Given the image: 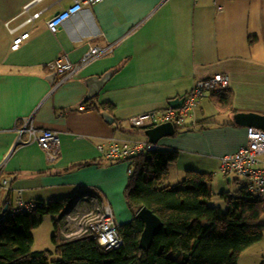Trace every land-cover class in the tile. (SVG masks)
Listing matches in <instances>:
<instances>
[{"label": "crops", "instance_id": "crops-1", "mask_svg": "<svg viewBox=\"0 0 264 264\" xmlns=\"http://www.w3.org/2000/svg\"><path fill=\"white\" fill-rule=\"evenodd\" d=\"M73 2L0 0V210L66 199L62 213L49 214L63 240L71 226L78 228L79 218L103 204L120 224L131 221L136 214L127 205L126 189L133 160L107 159L100 146L149 141L146 129L166 122L176 131L156 144L178 152L169 176L183 156L182 178L188 169L221 174L228 184L240 178L222 172L220 159L247 143L248 127L238 125L234 115L264 114V0H102L51 31L48 20ZM26 5L40 16L21 26ZM27 30L29 37L14 48L15 37ZM93 46L107 52L68 78L50 65L61 55L80 64ZM108 71L113 74L99 94L85 100V79ZM217 73L228 75L230 85L208 93L187 118L191 129L178 131L175 121L163 119L169 107L178 109L171 100ZM150 111L157 112L155 121L142 127L130 121ZM27 121L59 133L56 159L36 140H20L18 129ZM260 158L264 166V153ZM241 187L228 192L237 195Z\"/></svg>", "mask_w": 264, "mask_h": 264}, {"label": "trees", "instance_id": "trees-1", "mask_svg": "<svg viewBox=\"0 0 264 264\" xmlns=\"http://www.w3.org/2000/svg\"><path fill=\"white\" fill-rule=\"evenodd\" d=\"M191 126L186 122L177 130ZM177 158V151L164 149L128 158L133 160L126 189L128 205L135 214L148 206L164 222L149 250L140 247L145 223L136 215L121 224L124 243L119 248L106 249L93 233L63 240L56 229L55 250H34L32 229L44 215L60 214L66 208V199H55L2 223L0 264H238L241 253L263 238L264 203L242 186L237 195L222 193L225 210L215 206L210 202L212 175L193 169L186 170L181 184L163 185L170 163ZM53 254L58 258L53 259Z\"/></svg>", "mask_w": 264, "mask_h": 264}, {"label": "built area", "instance_id": "built-area-1", "mask_svg": "<svg viewBox=\"0 0 264 264\" xmlns=\"http://www.w3.org/2000/svg\"><path fill=\"white\" fill-rule=\"evenodd\" d=\"M102 0H74L72 4L54 14L48 20V27L51 31H57L63 23L80 12L84 6L93 5ZM23 13H28L21 26L29 25L35 22L40 16V12L29 13V5L24 7ZM18 28L12 29L16 32ZM30 30L19 33L14 39V48L18 47L25 38L29 37ZM106 49L93 46L85 54L80 64L73 65L68 55H61L51 61V67L58 72L65 74L66 78L71 76L81 67L97 59L106 53ZM230 85L229 76L223 73H217L213 77L198 81L195 86L184 96V102L178 109L169 107L163 112V119L173 120L177 125L184 124L187 118L193 114L195 108L199 107L203 99L209 92H220ZM156 111L141 113L130 117V121L136 127H142L157 118ZM20 140L27 142L36 140L47 153L51 160L58 157L60 153V135L52 129L37 128L31 121H27L18 129ZM27 134L28 138L24 139ZM247 143L231 154L221 157L220 169L222 172L243 177L247 188L264 203V166L261 164V155L264 153V129L259 127H248ZM158 148V145L146 140H133L120 145L118 141H113L108 147L100 146L102 155L107 159H128L144 151H151ZM132 173V168L129 169ZM21 203V200L18 201ZM10 204V201H8ZM38 207L36 203L20 204L11 212L0 210V224L13 214L32 211ZM78 229L80 234L93 233L98 238L99 243L106 249H116L123 245L124 239L121 235V224L110 205L103 204L99 206L98 211L89 212L84 218H79Z\"/></svg>", "mask_w": 264, "mask_h": 264}, {"label": "rangeland", "instance_id": "rangeland-1", "mask_svg": "<svg viewBox=\"0 0 264 264\" xmlns=\"http://www.w3.org/2000/svg\"><path fill=\"white\" fill-rule=\"evenodd\" d=\"M186 160L185 157H180L178 164H172L173 167L171 175L166 178V182L173 183V184H181L183 181L182 176L178 173L179 170L183 169L184 161ZM194 162L198 161V158L193 157ZM172 169V168H171ZM184 176V174H183ZM215 176V175H214ZM213 185H210L211 188V204L215 206H220L224 210L226 209L225 199L222 195L224 192H234L237 187H241L245 185V179L243 177L239 178V183L228 184L226 180L223 179L222 175H217L213 177ZM128 205V204H127ZM58 218V217H57ZM55 220H53L52 215H44L43 220L40 224L32 229L34 235V246L33 249L37 251L42 250H55V244L53 242L52 236L55 232ZM261 222L264 224V215L261 219ZM80 231L77 226L68 229L67 236L68 239L78 236ZM62 237V236H61ZM52 258L57 259L58 255L53 254ZM264 263V233L263 238L245 249L239 259L238 264H263Z\"/></svg>", "mask_w": 264, "mask_h": 264}, {"label": "water", "instance_id": "water-1", "mask_svg": "<svg viewBox=\"0 0 264 264\" xmlns=\"http://www.w3.org/2000/svg\"><path fill=\"white\" fill-rule=\"evenodd\" d=\"M56 75L57 73L54 72ZM113 74V71H108L102 76L93 75L85 79V83L89 87V92L85 100L99 94L105 83ZM184 102V97L175 98L170 101V105L179 108ZM102 115L109 122H113L114 117L107 111L102 112ZM235 122L238 125L245 127H259L264 129V114L255 112H237L234 115ZM176 131L175 125L172 122H166L155 127L146 129L145 134L149 137V141L157 143L162 137L173 135ZM136 216L142 219L145 227L140 238V247L149 250L154 242L157 234L164 228L163 220L148 206H143L136 213Z\"/></svg>", "mask_w": 264, "mask_h": 264}]
</instances>
